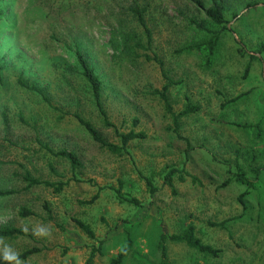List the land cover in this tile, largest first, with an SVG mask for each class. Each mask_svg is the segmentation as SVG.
Wrapping results in <instances>:
<instances>
[{
  "label": "rangeland",
  "instance_id": "rangeland-1",
  "mask_svg": "<svg viewBox=\"0 0 264 264\" xmlns=\"http://www.w3.org/2000/svg\"><path fill=\"white\" fill-rule=\"evenodd\" d=\"M200 1L203 6L190 0L0 1V227L27 231L0 238V247L37 248L23 264H87L95 248L93 264H109L130 231L139 254L125 264H155L161 228L172 234L193 223L220 255L203 258L174 242L168 244L173 264H264V176L245 195L246 210L239 196L247 185L233 180L264 145L258 139L264 138V0ZM215 2L224 5L225 24L205 13ZM134 5L144 12L151 46ZM131 30L145 48L130 57L121 52L120 34ZM216 35L210 50L206 43ZM78 46L103 80L102 103L114 126L106 125L77 72ZM19 77L37 84L50 102L21 88ZM76 115L117 145L118 132L145 137L115 153ZM47 147L77 153L81 166ZM173 168L170 186L164 176ZM27 172L54 185L28 187ZM119 188L140 205L122 202ZM22 208L34 214L21 216ZM75 219L89 223L96 237ZM225 220L224 229L210 224ZM41 227L48 234L34 235Z\"/></svg>",
  "mask_w": 264,
  "mask_h": 264
},
{
  "label": "trees",
  "instance_id": "trees-1",
  "mask_svg": "<svg viewBox=\"0 0 264 264\" xmlns=\"http://www.w3.org/2000/svg\"><path fill=\"white\" fill-rule=\"evenodd\" d=\"M2 1V0H0ZM194 2L198 6H203L200 0H190ZM203 8V7H202ZM132 12L135 14V17L138 21V23L145 29V33L147 35L148 43L149 46L152 43V33L150 28L147 25L144 12L139 8V6L134 5L131 7ZM224 5L218 2H215L212 7H209L208 9L205 10V13L207 17L213 22L218 25L225 24L226 23V18L224 15ZM4 16L3 13L0 12V18ZM121 36V43H123L122 46L124 48L121 49V52L125 54V56H130L135 53L136 48H145L144 43L140 40L139 34L135 30L131 31H124L120 34ZM219 36H214L211 41L206 43V47H208L210 50H212L217 42V39ZM201 47V45H199ZM259 52H264V45L259 49ZM74 57H75V65L78 68L77 72L81 76V78L86 82L90 92L91 96L93 98V101L97 108L99 109L101 115L104 117L105 123L108 126H114L113 123H111L107 117V113L105 108L103 107L102 103V93L104 89V83L103 80L101 79V76L97 73L96 68L91 64V62L88 60L87 56L83 53V51L80 49L78 46L75 51H73ZM136 58L138 57L137 54H135ZM253 58H258L257 56H252ZM258 59H261L259 57ZM249 68V67H248ZM5 69L4 64H0V81L3 79L2 72ZM17 84L26 90H29L31 92L36 93L37 95H40L43 100L46 102H50V98L44 93V91L35 83L30 82L29 80L19 77L17 79ZM169 88V85H166L164 87V91H167ZM155 92H160L159 90H156ZM163 96H165V92H161ZM190 109H186L180 115H184L187 112H189ZM77 119L79 120L80 124L85 127L87 132L90 134V136L97 142L101 143L102 146L107 147L110 151L115 152V153H120L123 154L125 150H128L130 142L139 139V138H144L145 133L143 132H135V131H129L127 133L123 132H118V135L121 139V145H117L114 143H111L107 141L101 133H99L98 130L85 118H83L81 115H76ZM260 141H262L263 136L260 135L258 137ZM47 149L50 152H53L54 155L62 157L66 159L69 163L72 164V166L78 167L81 166V162L79 160V157L77 153L73 151H68V150H60V151H53V149L47 147ZM259 150V151H258ZM249 159L251 161L250 165L248 166L247 170H242L239 169L237 173L234 174V179L236 182L239 184L241 183L242 185H247L245 191L240 194L239 200L242 202L243 208L246 210L247 209V204L244 200L245 195L248 193H251V189L257 188L258 183H262L263 180L261 178L264 176V157L261 159V153L264 155V145L259 147ZM241 168V165H240ZM178 169H171L170 171L166 172L164 176L165 183L173 186V178L174 175ZM181 171V170H180ZM248 171V172H247ZM25 179L28 181V187H32L34 185L38 184H44L46 186H53L54 183H51L50 181H42L41 179L35 178L34 176L31 175L30 172H27L25 175ZM147 179V185L150 188V191L154 194L157 190V186L154 184L153 180L149 177ZM260 181H259V180ZM179 180L181 182L185 181V176L181 174L179 176ZM228 183V181H226ZM258 182V183H257ZM257 183V184H256ZM62 184L58 186L56 189L57 191L62 190ZM117 196L122 202H128L129 204H134L136 206L140 205L139 199L136 197H130L128 195H125L121 189H116ZM33 211L30 209L22 208L20 210V215L21 216H31L33 215ZM234 220V219H233ZM236 220V218H235ZM75 222L77 226L82 229L86 234H88L89 237L95 238V231L91 227L89 223L82 219H75ZM229 221L225 220L222 222H210L212 226H219L221 228H226L227 223ZM27 235V231L24 230L23 228L19 227H13V226H1L0 227V238H10V239H15L19 236H24ZM183 243L187 247L195 250L197 253L201 255L203 258H209V257H218L220 255L221 249L215 248L213 245L209 243H205L203 239L198 235L197 233V228L193 223H190L186 226H184L179 232L177 233H172L170 234L168 230L164 227L161 228V231L159 233V239L157 241V249L160 253V261L155 263V264H173L172 261L169 258V248L168 244L169 243ZM134 244L135 240L131 235L130 231H127V238H126V243L125 246L119 250L117 253H115L111 259L109 264H125L128 257H130L131 254L135 255V253L139 254L137 251H134ZM39 250L37 248L33 249H28L20 254V258L22 261H25L28 259V257L35 253L38 252ZM96 249L94 248L92 250L91 256L88 259L87 264H93V259L95 257ZM143 258L146 257V255H142ZM7 264V262H5Z\"/></svg>",
  "mask_w": 264,
  "mask_h": 264
},
{
  "label": "clouds",
  "instance_id": "clouds-1",
  "mask_svg": "<svg viewBox=\"0 0 264 264\" xmlns=\"http://www.w3.org/2000/svg\"><path fill=\"white\" fill-rule=\"evenodd\" d=\"M47 234V229L43 227L34 230V235L37 236H46ZM5 262L7 264H23L20 254L9 244H3L0 247V264H5Z\"/></svg>",
  "mask_w": 264,
  "mask_h": 264
}]
</instances>
